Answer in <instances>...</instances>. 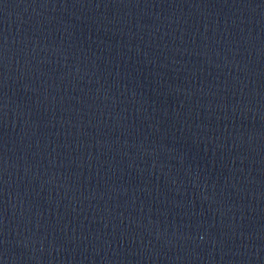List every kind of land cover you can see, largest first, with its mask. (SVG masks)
I'll return each instance as SVG.
<instances>
[{
    "label": "water",
    "instance_id": "95a60500",
    "mask_svg": "<svg viewBox=\"0 0 264 264\" xmlns=\"http://www.w3.org/2000/svg\"><path fill=\"white\" fill-rule=\"evenodd\" d=\"M139 0H0V161Z\"/></svg>",
    "mask_w": 264,
    "mask_h": 264
}]
</instances>
